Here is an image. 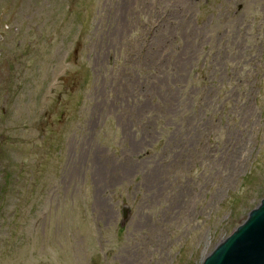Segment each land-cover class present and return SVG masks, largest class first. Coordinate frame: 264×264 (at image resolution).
I'll list each match as a JSON object with an SVG mask.
<instances>
[{"label":"rangeland","instance_id":"rangeland-1","mask_svg":"<svg viewBox=\"0 0 264 264\" xmlns=\"http://www.w3.org/2000/svg\"><path fill=\"white\" fill-rule=\"evenodd\" d=\"M141 1L0 0V264H201L264 199V0Z\"/></svg>","mask_w":264,"mask_h":264},{"label":"water","instance_id":"water-1","mask_svg":"<svg viewBox=\"0 0 264 264\" xmlns=\"http://www.w3.org/2000/svg\"><path fill=\"white\" fill-rule=\"evenodd\" d=\"M129 213V209L123 210L122 227ZM202 264H264V199Z\"/></svg>","mask_w":264,"mask_h":264},{"label":"bare ground","instance_id":"bare-ground-1","mask_svg":"<svg viewBox=\"0 0 264 264\" xmlns=\"http://www.w3.org/2000/svg\"><path fill=\"white\" fill-rule=\"evenodd\" d=\"M140 4H141V6L143 7V6H145L146 4H148V1H147V0H142V1L140 2Z\"/></svg>","mask_w":264,"mask_h":264},{"label":"flooded vegetation","instance_id":"flooded-vegetation-1","mask_svg":"<svg viewBox=\"0 0 264 264\" xmlns=\"http://www.w3.org/2000/svg\"><path fill=\"white\" fill-rule=\"evenodd\" d=\"M1 110H2V112L4 113V111H5V110L3 109V107H2V109H1Z\"/></svg>","mask_w":264,"mask_h":264}]
</instances>
